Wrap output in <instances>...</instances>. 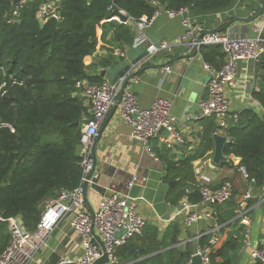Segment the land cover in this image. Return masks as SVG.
Masks as SVG:
<instances>
[{
  "label": "trees",
  "instance_id": "obj_1",
  "mask_svg": "<svg viewBox=\"0 0 264 264\" xmlns=\"http://www.w3.org/2000/svg\"><path fill=\"white\" fill-rule=\"evenodd\" d=\"M11 1L0 0V254L9 241L8 218L18 216L28 230H33L45 201L80 182L79 136L89 117V106L75 84L81 79L102 80L86 72L84 59L95 50L101 21L111 9H123L138 19L149 18L161 8L220 10L231 0H116L114 4L112 0H55L58 17L44 22L36 15L40 0L24 1L17 16L5 20L13 8ZM108 27L113 30L114 46H132V25L111 21ZM200 53L216 68L225 59L220 46L203 45ZM251 95L264 108V80ZM217 128L214 117H205L199 143L191 154L176 160L163 157L165 153L159 156L170 205H179L183 197L192 204L201 201L202 184L194 161L213 149ZM224 132L230 141L223 145V154L239 158L237 167H243L249 185L264 186V121L257 113L244 110ZM224 181L232 184L233 195V182ZM230 200L225 202L229 209L221 215V222L235 216L236 204ZM246 203L250 207L253 201ZM251 212L252 208L249 215ZM235 221L242 233L239 238L228 237L218 247L207 244L208 236L199 238L200 246H208L210 264H229L230 258L223 260L225 254L242 247L244 228L238 219ZM178 229L177 223H171L160 235L155 226L145 223L142 234L117 247L114 256L134 260L130 264H191L194 249L190 245L167 250L177 242ZM57 261L51 257V264Z\"/></svg>",
  "mask_w": 264,
  "mask_h": 264
},
{
  "label": "crops",
  "instance_id": "obj_2",
  "mask_svg": "<svg viewBox=\"0 0 264 264\" xmlns=\"http://www.w3.org/2000/svg\"><path fill=\"white\" fill-rule=\"evenodd\" d=\"M263 5L264 0H231L227 7L220 10L204 12L197 8H190L186 10V14L194 22L202 24L207 31L217 30L231 36H259L264 39V11L254 20L247 22L234 20L250 19L260 11ZM180 20L179 15L170 16L165 10L158 11L152 23L144 30L146 40L142 45L167 42L168 48L150 55L147 59L142 58L145 51L141 45L114 46L111 43L113 30L108 27V21L103 22L98 29L96 48L84 59L86 72L89 75L110 80L108 75H116L119 71V68H116L115 72L112 70L113 67L122 64L125 59H128L127 54H130L129 61L135 66L137 76L136 81L131 83V88L139 105L148 107L157 97L170 99L171 113L175 118L174 127L182 137V143H174L171 148H165L157 138H153L151 151L156 157L153 158L131 138L129 128L119 117L117 106L112 107L98 131V134L100 131L101 134L95 145V157H92L99 171V178L96 185L88 186L87 201L90 209L94 211L100 199L109 194L110 190H124L132 173L137 172L146 176L144 183L133 186L129 191L131 196L136 198L137 212L144 217L146 223L155 226L160 235L168 225L177 223L179 225L177 242L168 245L167 250L190 245L195 253L197 246H200L201 236H210L214 231L215 247H218L228 237L236 239L242 233L239 224L235 221L237 219L235 216L221 222V215L227 213L229 209V205L225 202L218 204L219 207L201 204L191 207V209L208 212L209 216L186 224L184 221L186 211H183L180 205H170L166 200L167 183L164 180L163 163L159 156L165 153L163 157L176 160L191 154L198 145L205 119L196 118L199 113L198 104L206 97V84L209 80V73L203 67L201 57L188 53L185 45L179 41L183 32ZM229 22L226 28L220 30ZM132 28L135 38L136 30ZM117 50L123 52L124 56H117ZM166 65L172 68V73L169 75L161 72ZM256 67L257 63L252 60L239 61L234 83L224 89L229 102L226 116L228 125L234 114L244 110L257 113L264 121V108L251 95L262 80L259 69L258 76L256 75ZM85 103L89 106L86 100ZM214 134L226 137L224 128H217ZM213 149L203 158L194 161L195 168L201 165L202 173L210 179L212 185H221L224 179L231 180L234 191L230 202L234 205L242 199L246 191L250 192L249 200L253 201L249 207L252 208V212L249 215L251 224L247 238L244 232L242 247L238 251L225 254L226 257L224 256L223 260L230 258L227 259V261L230 260L229 264H260L250 258V252L264 245V186H251L245 181L240 167H237L239 158L223 154L226 160L220 162L218 166L214 165L212 163ZM85 209L89 211L88 208L85 207ZM69 218L70 215L58 224L48 238L46 248L35 255L32 264H51V257L58 258L56 264L63 260L77 261L80 258L83 249L79 236L69 227ZM116 260L117 264H130L134 261L131 262L128 259H119V261L117 258Z\"/></svg>",
  "mask_w": 264,
  "mask_h": 264
},
{
  "label": "built area",
  "instance_id": "obj_3",
  "mask_svg": "<svg viewBox=\"0 0 264 264\" xmlns=\"http://www.w3.org/2000/svg\"><path fill=\"white\" fill-rule=\"evenodd\" d=\"M23 2L21 0L13 6L10 12L12 18L17 16L18 9ZM114 9H117L120 15L127 16V20L122 21L114 15L106 16L101 24L106 21H116L132 25L136 30L132 46L142 45L146 40L144 30L152 23L158 11L149 18L141 16L138 19H133L123 9L117 7H113L111 12ZM186 10L165 11L170 16L179 15L181 17L183 32L179 41L185 45L188 53L198 55L202 59L200 47L215 45L220 46L225 54V59L219 68L202 59L203 67L209 73V80L206 84V97L199 101V113L196 118L214 117L218 128H225L228 126L226 116L229 102L224 89L234 83L239 61L252 60L260 63L261 53L264 52V39L259 36H231L217 30L207 31L202 24L190 19ZM36 15L40 22L51 17L57 18L55 0H40ZM167 48V42L148 43L145 47L146 56L144 59ZM116 54L119 57L124 56L123 52L118 50ZM132 65L126 74L117 78L113 83L109 79H102L100 82L81 79L76 82L75 87L78 92L89 103V117L86 118L79 136L82 168L80 182L74 189H62L45 201L40 219L33 230H28L18 216L7 219L9 241L0 254V264H32L35 255L46 248L48 238L54 229L69 215V227L79 236L83 249L82 255L77 260L79 264H91L98 258L101 255V245L106 248L108 264H117L114 256L115 249L142 234L146 220L137 212L136 198L131 196L129 191L133 186L144 183L146 176L137 172L132 173L124 190L112 189L109 194L100 199L98 207L93 211V216L85 209L82 189L85 180H87L88 186L97 184L99 171L91 155L92 143L98 134L101 123L115 104L126 77L129 79L125 83L116 106L121 121L129 128L131 138L137 141L143 151L153 158L155 157L151 151L153 138H157L165 148L172 147V139L182 143V137L174 127L175 118L171 113L172 102L170 99L157 97L148 107L139 105L131 88V83L137 79L135 66ZM161 72L169 75L172 73V68L166 65L161 69ZM231 118L232 120L236 119L237 114ZM226 139L230 141L227 136ZM202 169L201 165L195 168L197 178L202 184L200 188L201 201L197 204L211 206L214 203L221 204L228 201L232 195V184L229 181H224L221 185L212 188L210 179L202 173ZM240 170L246 177L243 167H240ZM89 173L90 177L86 179ZM249 198L250 192L246 191L233 209L235 217L244 228L246 238L251 224L248 213L250 208L246 203ZM197 204L189 203L184 197L180 201V208L186 211L184 216L186 224L209 216V213L203 210L191 209ZM215 242L216 236L213 231L208 236L207 244L213 245ZM194 254L200 256L202 264H210L208 246H197ZM250 258L258 259L260 264H264V245L252 249Z\"/></svg>",
  "mask_w": 264,
  "mask_h": 264
},
{
  "label": "water",
  "instance_id": "obj_4",
  "mask_svg": "<svg viewBox=\"0 0 264 264\" xmlns=\"http://www.w3.org/2000/svg\"><path fill=\"white\" fill-rule=\"evenodd\" d=\"M21 0H12L11 1V5L12 6H15L16 4H18ZM116 0H112L113 4L115 3ZM160 11H164V9H160ZM264 11V5L263 7L260 9V11L254 15L253 17H251L250 19H234V20H238V21H249V20H254L256 19L259 15H261ZM118 16L122 21H126L127 20V16L125 15H120L117 11V9H114L110 14L107 15V17H110V16ZM11 19V15L10 13L6 14L5 15V20H9ZM16 22H19V20L17 19ZM230 24L227 23V25H224V27H221V29L223 28H226L228 25ZM141 47H144V51H145V45H141ZM146 56V52L142 55V58H144ZM127 57L128 59H125L124 62H122V64H118L116 65L115 67H113L112 70L115 71L116 68H119L118 70V73L115 75H112V76H109L108 77L110 78V81L113 83L114 81L117 80V78H119L120 76L126 74L130 67H131V62L129 61L131 59V55L130 54H127ZM259 74L262 78V80H264V71H263V67H264V52L261 53V57H260V63H259ZM116 72V71H115ZM129 79V77H126L125 78V81H124V84L118 94V96L116 97V101H115V104L112 106L113 108H115L116 104L119 102L120 100V97H121V93H122V90L125 86V83L127 82V80ZM101 134V131L99 132V134H97V136L95 137L93 143H92V147H91V152H92V156L95 157V145H96V142L99 138ZM213 141H214V149H213V155H212V163L216 166H218L220 164V162L222 161H225L226 158L224 157L223 155V152H222V148H223V145L228 142L226 137L222 136V135H219V134H214L213 136ZM172 144L174 145V143L178 144V142L175 140V139H172L171 140ZM90 177V173L86 176V179H88ZM170 184H173V181L170 182ZM82 189H83V200H84V206L86 208L89 209L90 211V214L91 216H93V210L90 209L89 207V203L87 201V190H88V182L87 180H85L82 184ZM257 262H260L258 259H256ZM108 263V254H107V251H106V248L101 245V255L96 258L91 264H107ZM59 264H79L77 261H73V260H63L61 261ZM191 264H202L201 263V259H200V256L197 255V254H193L191 256Z\"/></svg>",
  "mask_w": 264,
  "mask_h": 264
}]
</instances>
